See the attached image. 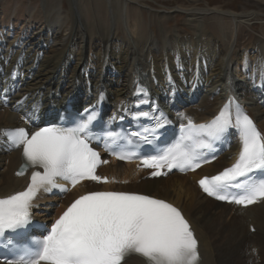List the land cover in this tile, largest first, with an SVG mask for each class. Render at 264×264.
I'll list each match as a JSON object with an SVG mask.
<instances>
[{
  "label": "bare ground",
  "instance_id": "1",
  "mask_svg": "<svg viewBox=\"0 0 264 264\" xmlns=\"http://www.w3.org/2000/svg\"><path fill=\"white\" fill-rule=\"evenodd\" d=\"M173 1L177 4L172 6ZM12 3L16 8L13 22L10 17L14 11L8 5L3 4L0 14L5 25L12 27L11 33H0V147L5 146L2 132L6 127L23 125L33 129L66 106L69 98H76L78 106H87L96 103L102 92L115 107H135L133 89L138 83L148 85L153 95L173 91L176 86L207 84L202 90H207L201 96L203 106L190 112L199 120L211 117L218 111L219 102L232 100V89L241 86L239 93L251 91L248 85L236 80L232 66L245 56V44L257 37L252 30L259 23L264 69V0H243L242 5L230 9L212 5L209 0ZM153 4L168 8L166 13L177 11L186 16L188 29L170 28L166 24L171 15L157 10ZM145 5L157 11L156 20L160 19L161 24L157 33L153 34L149 23L137 15ZM249 46L255 48L252 42ZM146 72L149 78L143 81L141 74ZM169 78L173 83H169ZM263 92L259 93L260 99ZM253 110L264 128V107ZM21 153V148L6 153L0 148V197L20 190L34 171L29 167L21 177L17 175L23 162ZM132 189L181 207L197 231L202 257L199 264H225L222 259L226 252L241 253L252 241H257L264 260V205L254 206L257 232L252 233L248 224L247 228L240 222L241 218L234 216V220L229 216L230 207L205 198L185 176L149 180ZM216 230L219 235L227 232L231 241L229 250L222 254H214L212 247L217 237L210 234ZM244 255L254 264L256 256L252 252ZM236 257L242 262V256ZM126 264L146 262L132 258Z\"/></svg>",
  "mask_w": 264,
  "mask_h": 264
},
{
  "label": "snow or ice",
  "instance_id": "2",
  "mask_svg": "<svg viewBox=\"0 0 264 264\" xmlns=\"http://www.w3.org/2000/svg\"><path fill=\"white\" fill-rule=\"evenodd\" d=\"M169 83H173L171 78ZM136 92L143 96L137 107L149 102L147 89L139 83ZM103 99L101 92L97 105ZM86 112L87 117L74 122L73 127L53 125L32 133L25 128L3 130L11 148L22 147L23 170L31 167L43 171L32 172L25 191L0 198V237L29 225L32 202L41 190L68 191L58 181L68 182L73 188L84 180L109 183L107 177L96 174L98 166L107 161L101 160L89 143L97 107L91 106ZM133 115L137 119L149 117L150 113ZM166 122V118H157L155 128H162ZM232 128L237 129L241 139L238 159L218 175L200 179L199 185L209 196L247 207L264 200V134L234 100L230 99L208 123L195 124L189 119L174 144L157 155L142 157L141 164L154 169V177L165 175V168L195 170L201 166L198 150L209 148L211 141ZM145 131L154 133L155 129ZM105 135L117 159L130 161L137 155L117 151L132 145V139L121 145L116 133L108 131ZM143 142L153 141L144 136ZM23 170L17 175H23ZM230 188L239 189V193H229ZM132 256L143 258L146 264H199L200 259L198 241L189 222L171 203L135 192L91 191L76 198L46 235L33 239L6 264H124Z\"/></svg>",
  "mask_w": 264,
  "mask_h": 264
},
{
  "label": "rangeland",
  "instance_id": "3",
  "mask_svg": "<svg viewBox=\"0 0 264 264\" xmlns=\"http://www.w3.org/2000/svg\"><path fill=\"white\" fill-rule=\"evenodd\" d=\"M8 1V2H7ZM14 0H0V13H1V9H2V6H3V4H6V5H8L9 7H11V9L14 11V10H16V8L13 6L14 4L12 3ZM24 1H26V0H24ZM27 1H35V0H27ZM157 1H159V2H162V1H167V0H157ZM211 3H212V5H216V4H219V5H222V6H224L226 9H230V8H237L238 6H240V5H242V1L243 0H209ZM65 2H66V0H65ZM153 3V2H152ZM173 3V4H172ZM172 3H170L172 6L173 5H175V4H177V2L176 1H173ZM67 4V3H66ZM12 5V6H11ZM154 5V7L157 9V10H162V13H165V14H168V15H171L170 17V20H168V22H167V24L166 25H168L170 28H172V29H174V28H178L179 30H181V31H183V29H188L187 28V25H186V23H185V21H186V19H187V17L186 16H183V14H180L179 12H171V13H166V11H168V8H163V6H159V5H156V4H153ZM156 9H150L149 7H147L146 5L144 6V7H141V9H140V13L138 12L137 13V15H138V17H140L141 18V16H142V18L144 19V20H146L148 23H149V27H150V29H153V34H154V32L155 33H157L159 30H161L160 28H161V24H160V19L158 20H156ZM158 11V12H159ZM132 13V12H131ZM130 13V14H131ZM133 14V13H132ZM131 14V15H132ZM13 15H15V11L12 13V16ZM1 16V15H0ZM11 16V17H12ZM134 16V15H133ZM10 17V18H11ZM137 17V18H138ZM13 18V17H12ZM11 18V19H12ZM133 18H135V16L133 17ZM158 21V22H157ZM183 23H182V22ZM209 22V21H208ZM2 24V23H1ZM165 25V24H164ZM157 26V27H156ZM38 27V26H37ZM261 27L262 26H260V23L259 24H255V29L254 30H252V32H253V34H255L254 36H257V37H255V38H253V39H251V41L249 42V43H247V44H245V46H244V51H245V54H246V52L249 50L250 51V53L248 54V55H250L251 56V60L249 61V62H247V61H241V64L240 65H238V66H235V65H237V63H235V65L233 66V68L235 69L236 67H238V69L239 70H241V72L240 73H243V72H245L246 74H244V75H242V76H240L239 75V78L242 80V81H246V79H248V78H250L251 76H250V71L251 70H253L254 68H256L255 67V65H257L258 66V64L259 63H257V58H258V55H259V59H258V62H259V60L261 61V58H262V56H263V50H262V42H261V40L260 39H258L259 37H258V35H259V31L261 30ZM1 31L3 30H5V31H7V27H3L2 26V28L0 29ZM4 31V32H5ZM10 31H11V29H10ZM152 34V35H153ZM252 42V44H253V46L255 47V48H252L251 46H249V44ZM248 49V50H247ZM247 50V51H246ZM248 53V52H247ZM245 59L247 60V55H245ZM243 62H245V64H244V66L242 65L243 64ZM256 63V64H255ZM261 66V65H260ZM251 68V69H250ZM235 71V70H234ZM263 71V69H262V67H260V71H259V77L261 78V75H262V73L264 72H262ZM252 72V71H251ZM236 76V78L238 79V76L237 75H235ZM249 81L247 80V83H248ZM249 102L251 103V106H255L256 105V99H249ZM256 108V107H255ZM254 108V109H255ZM218 236V235H217ZM220 241H225V242H223V243H221V246H225V251L229 248V244H230V238H229V235H228V233L227 232H223V234H221L219 237H217L216 239H214L213 240V242L215 243V244H217V245H219L220 244ZM253 242V241H252ZM226 247H228V248H226ZM227 254H230V253H228V252H226L225 253V255H227ZM237 254H239V253H237ZM237 254H230V255H233V256H238ZM224 255V257H223V259L222 260H226V256ZM239 256H242V255H240L239 254ZM246 257V256H245ZM244 258V257H243ZM233 262L234 261H232L231 262V264H233ZM242 262H243V264H248V262H247V257H246V263H245V261L242 259Z\"/></svg>",
  "mask_w": 264,
  "mask_h": 264
}]
</instances>
